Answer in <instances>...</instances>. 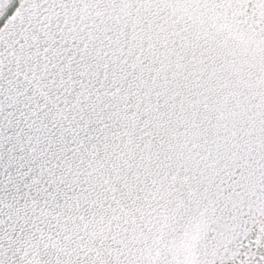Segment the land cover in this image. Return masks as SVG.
Returning <instances> with one entry per match:
<instances>
[{"label": "snow or ice", "instance_id": "snow-or-ice-1", "mask_svg": "<svg viewBox=\"0 0 264 264\" xmlns=\"http://www.w3.org/2000/svg\"><path fill=\"white\" fill-rule=\"evenodd\" d=\"M0 264H264V0H0Z\"/></svg>", "mask_w": 264, "mask_h": 264}]
</instances>
